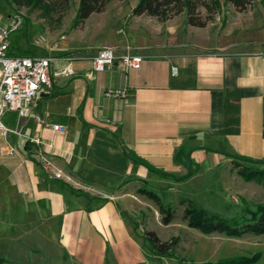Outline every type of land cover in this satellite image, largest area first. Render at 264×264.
<instances>
[{"label":"crops","instance_id":"0c3cea01","mask_svg":"<svg viewBox=\"0 0 264 264\" xmlns=\"http://www.w3.org/2000/svg\"><path fill=\"white\" fill-rule=\"evenodd\" d=\"M260 2L245 13L223 4L203 29L188 27L184 14L162 23L137 17L127 4L102 39L85 41L91 19L124 5L114 2L77 27V42L47 31L25 40L26 53L11 56L50 57L52 89L28 116L2 119L0 244L38 225L45 241L56 230L55 244L74 264H148L141 235L149 230L136 218L151 205L139 190L181 194L196 179L231 173L239 159L264 161ZM104 49L142 57L140 69L96 73L92 59ZM107 89L125 97L106 99Z\"/></svg>","mask_w":264,"mask_h":264},{"label":"rangeland","instance_id":"374dc122","mask_svg":"<svg viewBox=\"0 0 264 264\" xmlns=\"http://www.w3.org/2000/svg\"><path fill=\"white\" fill-rule=\"evenodd\" d=\"M260 1L257 7L263 12L264 0ZM114 2L119 3L120 1L111 0L108 4L111 5ZM78 3L79 0H70L68 8L64 10L57 6H48L51 5L49 0L42 4L33 2L31 5L23 0H0V27H4L16 17L23 18V25L19 31L11 33L7 37V42L10 45L8 54L14 56L25 54L28 47L24 44L25 40L34 42L40 37L45 38L46 33L43 31L58 33L61 37L67 35V41L70 39L77 42L76 31L79 25L76 26V11ZM123 3L124 5H119L116 9L109 6L105 14L91 19V22L87 24L89 30L83 31L85 41L95 43L102 39L105 25L112 21L114 14L122 13L127 4L135 6L137 0H128ZM220 3L223 5V0H220ZM123 27L125 26L123 25ZM246 166L251 170L264 173V165L254 164L252 166L248 164ZM239 169V166L231 165V173H219L210 178H199L189 184L182 185L183 187L179 189L181 194L156 192L161 203L164 206H170L175 212V219L168 227H164L159 221H156L155 211L158 210L155 205L150 201L149 204L145 199L151 208H147L148 210L143 208V214L136 218L137 225L146 223L147 229L162 242H170L173 238L178 239L169 255L158 251L153 252L144 239L143 244L149 256L148 264H219L221 261L231 258L250 259L256 255L258 257L255 264H264V234L260 236L244 235L239 239L225 238L215 233L205 235L190 229L180 220L183 213L180 202L183 199L191 201L209 215H216L223 220L239 221L249 218V212H254L257 205H264V178L261 181L256 179L253 182H246L238 176ZM33 228L35 229L33 233L28 227L24 228L21 237H17L18 234L5 236L7 240L3 239V243L0 244V258L5 260V264H74L65 258L55 244L56 230L49 232L46 235L49 241H45L43 228L38 225ZM142 229L143 233L146 232L145 227ZM141 236L143 239V234Z\"/></svg>","mask_w":264,"mask_h":264},{"label":"trees","instance_id":"16d2710c","mask_svg":"<svg viewBox=\"0 0 264 264\" xmlns=\"http://www.w3.org/2000/svg\"><path fill=\"white\" fill-rule=\"evenodd\" d=\"M28 5L33 2L39 4L47 0H23ZM51 7H60L67 9L70 0H49ZM111 0H79L76 26L83 24L92 14H100L105 10L106 5ZM126 2L128 0H116ZM256 1L260 0H223L224 5H228L238 13H245L247 9ZM221 10L220 0H137V4L133 8L132 15L146 16L155 18L162 23L170 20L178 15H185V24L188 27L203 29L219 14ZM239 161V162H238ZM237 162H232L231 165L239 166L238 176L246 182H253L258 179L263 180V171L251 170L246 165H264V161H250L247 159H239ZM241 162V163H240ZM245 166H242L244 165ZM253 171V172H252ZM259 176V177H258ZM261 176V177H260ZM261 178V179H260ZM139 195L145 197L158 210L160 224L168 227L175 219V212L170 206H164L160 198L150 191L141 189ZM180 207L183 210L181 214V222L185 223L190 229L208 235L215 233L225 238L239 239L244 235L260 236L264 234V205H257L254 212H249V218L236 220H223L216 215H209L204 209L196 207L191 201L184 200L180 202ZM143 239L149 244L153 252H160L169 255L170 251L175 247L177 240L173 238L170 242H162L153 232L146 231L143 233ZM257 255L252 258H231L221 261L219 264H255ZM0 264H5V260L0 258Z\"/></svg>","mask_w":264,"mask_h":264},{"label":"built area","instance_id":"2783aa9c","mask_svg":"<svg viewBox=\"0 0 264 264\" xmlns=\"http://www.w3.org/2000/svg\"><path fill=\"white\" fill-rule=\"evenodd\" d=\"M23 25V18L16 17L4 27H0V132L5 136L8 130L5 129L2 119L8 112H15L19 117L28 116L31 105L39 97L40 93L50 94L52 89L49 66L52 59L46 57H13L8 54L9 44L7 37L11 33L19 31ZM42 41V40H41ZM92 59V70L96 73H104L114 64H118L125 72L139 70L143 62L138 55L113 54L109 49L99 50ZM103 97L108 99H122L125 97V90L107 89ZM55 133H63L64 128L59 125L49 127ZM35 146L52 148L51 143H43L40 138L29 139ZM42 165H49L48 161L39 153ZM55 177H59L55 175Z\"/></svg>","mask_w":264,"mask_h":264}]
</instances>
